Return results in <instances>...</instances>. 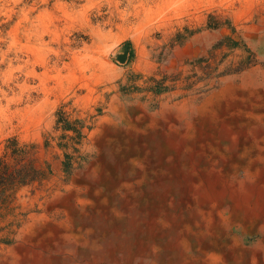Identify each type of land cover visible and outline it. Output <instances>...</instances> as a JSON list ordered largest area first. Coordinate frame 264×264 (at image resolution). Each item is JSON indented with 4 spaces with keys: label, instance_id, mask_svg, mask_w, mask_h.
Returning a JSON list of instances; mask_svg holds the SVG:
<instances>
[{
    "label": "bare ground",
    "instance_id": "1",
    "mask_svg": "<svg viewBox=\"0 0 264 264\" xmlns=\"http://www.w3.org/2000/svg\"><path fill=\"white\" fill-rule=\"evenodd\" d=\"M255 56L157 91L94 71L79 161L24 195L0 264H264V46Z\"/></svg>",
    "mask_w": 264,
    "mask_h": 264
},
{
    "label": "rangeland",
    "instance_id": "2",
    "mask_svg": "<svg viewBox=\"0 0 264 264\" xmlns=\"http://www.w3.org/2000/svg\"><path fill=\"white\" fill-rule=\"evenodd\" d=\"M257 45L264 0H0V232L24 195L79 161L82 101L96 106L102 92L94 71L121 72L126 90L157 91L223 54L254 59ZM85 81L93 95L79 88Z\"/></svg>",
    "mask_w": 264,
    "mask_h": 264
},
{
    "label": "water",
    "instance_id": "3",
    "mask_svg": "<svg viewBox=\"0 0 264 264\" xmlns=\"http://www.w3.org/2000/svg\"><path fill=\"white\" fill-rule=\"evenodd\" d=\"M126 56H127V54L125 53V54L121 55L119 58L121 61H124L126 59Z\"/></svg>",
    "mask_w": 264,
    "mask_h": 264
}]
</instances>
